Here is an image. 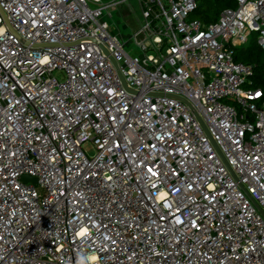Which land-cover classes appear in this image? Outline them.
<instances>
[{
	"label": "built area",
	"instance_id": "obj_1",
	"mask_svg": "<svg viewBox=\"0 0 264 264\" xmlns=\"http://www.w3.org/2000/svg\"><path fill=\"white\" fill-rule=\"evenodd\" d=\"M234 1L0 0V264H264V96L234 61L264 0Z\"/></svg>",
	"mask_w": 264,
	"mask_h": 264
},
{
	"label": "trees",
	"instance_id": "obj_2",
	"mask_svg": "<svg viewBox=\"0 0 264 264\" xmlns=\"http://www.w3.org/2000/svg\"><path fill=\"white\" fill-rule=\"evenodd\" d=\"M234 0H199L194 18L203 23L215 22L226 8H235ZM234 61L252 67V75L244 84L245 89L261 90L264 96V49L256 42L234 49Z\"/></svg>",
	"mask_w": 264,
	"mask_h": 264
},
{
	"label": "rangeland",
	"instance_id": "obj_3",
	"mask_svg": "<svg viewBox=\"0 0 264 264\" xmlns=\"http://www.w3.org/2000/svg\"><path fill=\"white\" fill-rule=\"evenodd\" d=\"M104 3H107V2H110L111 0H103ZM111 16L112 18L111 19H107L105 18V20L107 21V23L112 26L116 31L118 30L121 37H128L130 35V30L129 28L125 27L124 26V23H123V20L120 19L121 17H118L117 16V13L115 11H113L111 13ZM195 16H192L191 18H194ZM256 36L257 34H252L249 39H248V43L247 44H250V43H253L256 41ZM127 50H131V51H134L135 49L131 46V44H129L127 47H126ZM83 149L85 150V152L87 153V155H92L94 154L95 152V147L94 145L91 143V142H86L83 144Z\"/></svg>",
	"mask_w": 264,
	"mask_h": 264
},
{
	"label": "water",
	"instance_id": "obj_4",
	"mask_svg": "<svg viewBox=\"0 0 264 264\" xmlns=\"http://www.w3.org/2000/svg\"><path fill=\"white\" fill-rule=\"evenodd\" d=\"M21 180L24 181V182L30 181L32 183H36V178L31 177L29 175H22L21 176Z\"/></svg>",
	"mask_w": 264,
	"mask_h": 264
}]
</instances>
